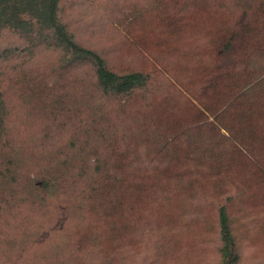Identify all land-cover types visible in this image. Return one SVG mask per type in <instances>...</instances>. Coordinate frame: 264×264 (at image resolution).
I'll use <instances>...</instances> for the list:
<instances>
[{"label": "trees", "instance_id": "1", "mask_svg": "<svg viewBox=\"0 0 264 264\" xmlns=\"http://www.w3.org/2000/svg\"><path fill=\"white\" fill-rule=\"evenodd\" d=\"M0 264H264V0H0Z\"/></svg>", "mask_w": 264, "mask_h": 264}]
</instances>
